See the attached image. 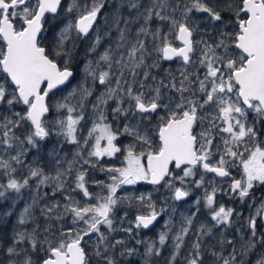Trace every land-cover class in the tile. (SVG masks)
<instances>
[{"label":"snow or ice","instance_id":"6c2138e0","mask_svg":"<svg viewBox=\"0 0 264 264\" xmlns=\"http://www.w3.org/2000/svg\"><path fill=\"white\" fill-rule=\"evenodd\" d=\"M106 6L0 0V264H159L169 242L164 264H264V0H120L101 32ZM141 181L167 195L125 192Z\"/></svg>","mask_w":264,"mask_h":264},{"label":"trees","instance_id":"16d2710c","mask_svg":"<svg viewBox=\"0 0 264 264\" xmlns=\"http://www.w3.org/2000/svg\"><path fill=\"white\" fill-rule=\"evenodd\" d=\"M120 0H107V6L102 9V14L99 18V24H98V27L101 29V32L103 31H107V28L104 27L105 25V21L107 20V22L109 24H111V17H112V13L114 11L112 5L114 3H119ZM63 3H64V6L67 7L68 3H70V0H63ZM123 14L125 16H127L128 14V10H123ZM116 38V35H115V32L113 31V36H112V39L115 40ZM107 44L105 43L100 49L99 51H103L104 50V47H106ZM88 47V45L85 43V44H81L80 45V53H81V58H83V53L85 51V49ZM91 58V57H89ZM151 62V61H149ZM167 62H162V68H161V71L163 69H166V68H169L167 66ZM83 67V64H81V68ZM0 76H3V73H0ZM79 78V77H78ZM75 83V82H74ZM102 89H98V91H101ZM66 91V90H65ZM65 93H60L58 92L57 93V98L60 96V95H63ZM54 100L56 98H53ZM94 99V97H93ZM52 117L50 116L49 119H51ZM55 138H53L54 140ZM125 139V138H124ZM73 149L70 147V146H67L65 147V152H71ZM29 160L33 159L32 156H29L28 157ZM114 163H119L118 160H115ZM101 178H103L102 174H101ZM45 191H47V189H44ZM125 192L128 193V194H140V193H143V192H153L154 194V199H156L157 201H159L161 199V197L163 195H167V193H161V192H156L155 190L152 191V190H145L141 187L140 184L138 185H129V186H125ZM28 199V193H27V190L25 191V200ZM177 203V202H176ZM7 207V205H0V209H3ZM24 207V201H20L18 202V205H17V212H19L22 208ZM175 210H177V206L175 207ZM136 214V210L135 208H133L130 213H129V219H134V216ZM120 215H123V213L121 212ZM164 216V215H163ZM165 218V217H164ZM15 220H16V217L15 216H12L10 218H8L3 224H0V238H3V237H7L10 232H11V229L15 223ZM205 220V219H204ZM204 220H202V218H200V221L202 223H204ZM197 226V225H196ZM159 228V227H158ZM158 228H156V230L154 231H146L144 229L142 230H139L138 234L136 235V239L138 240H152V239H156L157 236H158V233L161 231L159 230ZM261 228L264 229V224H261ZM227 232H231L233 234V238H236L237 234L235 233V229L234 228H231V229H228ZM121 236H123L124 234L121 233L120 234ZM119 238V237H118ZM219 237H217L218 239ZM129 246H135L137 247L140 252L142 253L143 252V249H144V246L143 244L141 245H135V242L134 241H130L129 242ZM171 249V242H169L167 248L165 249L164 251V254H163V257H160V258H157L159 264H164V258H166L168 255H169V251ZM259 250V249H258ZM257 250V251H258ZM256 257L255 256H250V257H247V259L249 260H253L255 259ZM128 260H134L135 261V264H142V260H141V257L140 256H136V257H121L120 258V262L121 264H126V261Z\"/></svg>","mask_w":264,"mask_h":264},{"label":"flooded vegetation","instance_id":"af4514ba","mask_svg":"<svg viewBox=\"0 0 264 264\" xmlns=\"http://www.w3.org/2000/svg\"><path fill=\"white\" fill-rule=\"evenodd\" d=\"M177 63L178 62H176V64ZM173 64H175V63L169 62L167 66L171 67ZM252 115H254V114H252ZM257 127H261V125L257 124ZM262 138H264V137H262ZM233 174L234 175L236 174L235 171H234ZM207 179H209V180L212 179V174H209ZM217 183L219 184L221 182L219 180H217ZM138 184H140L141 187L143 189H145V190H149V191L150 190H152V191L155 190V186H152V185L148 184L147 182L141 181ZM138 184H136V185H138ZM225 187H226V185H225ZM159 192L166 193V191L164 189H162V188L159 190ZM203 192H204L203 189H195V188H193L191 195L188 198H186L185 201H177V203L176 202H174V203L170 202V203H172V207H173V204H176L177 210H174V212H172L173 210L170 209V211L168 213V217L166 219L164 218L165 216H162L160 218L159 222L152 229H149V230L144 229V230H146V231H153L154 230L155 231L156 228H158V227H159L158 228L159 230H164L165 221L168 220L169 217H171L172 223L174 225H178L180 220H181V214L189 215L190 214V210L191 211L195 210V208L193 207V202L196 200L197 197H202L203 196ZM257 192H260V193L263 194V195H261V199L264 198V187H258L256 189L255 193H257ZM218 201L220 203L225 204L228 207H235L238 210H242L245 216H247V214H248L247 206H244L243 208H241L239 200L233 201L227 195H218ZM200 218H202V220L205 219L204 223L210 222V219L208 217L207 211L203 208L202 205H201V211H200V213L197 216V220H196V225L197 226L196 227H199V224L202 223L200 221ZM236 226L238 227L239 225H236ZM220 231H225V230L224 229H220ZM227 231H228V229L226 230L225 235L228 238H233V234L231 232H227Z\"/></svg>","mask_w":264,"mask_h":264},{"label":"rangeland","instance_id":"374dc122","mask_svg":"<svg viewBox=\"0 0 264 264\" xmlns=\"http://www.w3.org/2000/svg\"><path fill=\"white\" fill-rule=\"evenodd\" d=\"M167 63H169V62H167ZM168 65V64H167ZM180 67V65H179V63H175V64H173L172 66H171V68L172 69H177V68H179ZM127 142V138H125L124 139V137H122L121 138V143H126ZM115 158H113V160H112V162H115ZM157 192V191H156ZM159 192V191H158ZM161 193H164V192H161ZM255 195H256V197H257V203H259V200L261 199V195H263L262 193H260V192H257V193H255ZM189 206V205H188ZM175 207H176V204H173V207H172V209H174L175 210ZM172 212H174V211H172ZM165 216V219L168 217V214H166V215H164Z\"/></svg>","mask_w":264,"mask_h":264},{"label":"water","instance_id":"95a60500","mask_svg":"<svg viewBox=\"0 0 264 264\" xmlns=\"http://www.w3.org/2000/svg\"><path fill=\"white\" fill-rule=\"evenodd\" d=\"M159 220H160V218H159ZM159 220H158V222H159ZM158 222H156V223L154 224V226H155ZM154 226L150 227V229H152ZM147 230H149V229H147Z\"/></svg>","mask_w":264,"mask_h":264}]
</instances>
